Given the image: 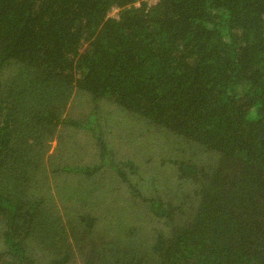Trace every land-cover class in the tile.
I'll return each mask as SVG.
<instances>
[{"label":"trees","instance_id":"trees-1","mask_svg":"<svg viewBox=\"0 0 264 264\" xmlns=\"http://www.w3.org/2000/svg\"><path fill=\"white\" fill-rule=\"evenodd\" d=\"M0 264H264V0H0Z\"/></svg>","mask_w":264,"mask_h":264},{"label":"rangeland","instance_id":"rangeland-1","mask_svg":"<svg viewBox=\"0 0 264 264\" xmlns=\"http://www.w3.org/2000/svg\"><path fill=\"white\" fill-rule=\"evenodd\" d=\"M147 1V4L148 5H153L154 3H156L157 0H145ZM118 12H114V13H111L110 15L111 16H116ZM85 100L81 99V103L79 105V109H77L78 111H81L82 113H84V110H85V106L87 105V102H84ZM88 107V106H87ZM109 117V116H108ZM141 125V124H140ZM130 127L133 129H135L134 132H136V129L138 128V126L135 124V123H131L130 124ZM71 135H73L75 137V140L74 141H71V146L68 147L69 149V153L67 151H65V155L68 154V160L69 162H72V153L71 152H75L77 151L81 146H83L84 143H87V146L85 148L84 151H82L81 155L83 156V158L86 159V161H89L94 155H95V148L93 147L92 143L91 144H88L87 140H85L83 138V136H79L78 132H74V131H68ZM81 134L83 135L84 133L81 132ZM148 141V142H147ZM144 144H145V147H148V149H151L153 146H154V142H153V139L151 138V140H148L146 139V141H144ZM58 147V142L57 141H54L52 143V148H51V152L50 153H54L56 151ZM63 152V151H62ZM135 152V151H134ZM115 196V194H113Z\"/></svg>","mask_w":264,"mask_h":264},{"label":"built area","instance_id":"built-area-1","mask_svg":"<svg viewBox=\"0 0 264 264\" xmlns=\"http://www.w3.org/2000/svg\"><path fill=\"white\" fill-rule=\"evenodd\" d=\"M118 10H119V9H117L116 7H114V8H112L111 13L118 12ZM111 13H110V14H111Z\"/></svg>","mask_w":264,"mask_h":264}]
</instances>
